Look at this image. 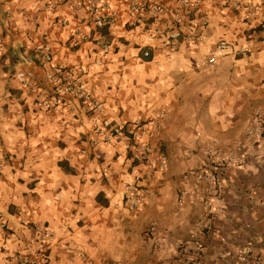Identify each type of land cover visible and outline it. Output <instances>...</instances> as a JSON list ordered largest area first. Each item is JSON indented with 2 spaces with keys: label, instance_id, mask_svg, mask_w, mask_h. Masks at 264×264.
Here are the masks:
<instances>
[{
  "label": "crops",
  "instance_id": "obj_1",
  "mask_svg": "<svg viewBox=\"0 0 264 264\" xmlns=\"http://www.w3.org/2000/svg\"><path fill=\"white\" fill-rule=\"evenodd\" d=\"M147 1L168 11L135 24L127 0L92 10L88 0H0V212L9 227L0 225V264H20L36 226L53 232L43 244L51 264H180L181 245H201L200 264H264V133L245 135L264 109V0H241L261 7L250 18L223 0L184 9ZM221 41L230 48L206 63ZM59 68L80 78L99 119L74 95L55 111L40 106ZM137 139L155 163L136 160ZM211 146L217 157L206 156ZM211 163V209L206 188L180 203L185 175ZM133 183L145 191L137 208L126 202ZM154 223L163 251L147 232Z\"/></svg>",
  "mask_w": 264,
  "mask_h": 264
},
{
  "label": "built area",
  "instance_id": "obj_2",
  "mask_svg": "<svg viewBox=\"0 0 264 264\" xmlns=\"http://www.w3.org/2000/svg\"><path fill=\"white\" fill-rule=\"evenodd\" d=\"M104 0H88V7L90 10L95 9L97 4H101L102 9H108L106 3H103ZM128 1V10L130 15L133 18L134 23L136 24L140 19H145L146 17H158L162 13L168 11V7L159 1L148 2L147 0H127ZM225 4L232 5L236 8L241 7L246 11L247 18H250L260 12L261 7L259 5L243 3L241 0H223ZM202 0H179L180 8H191L198 7L201 4ZM52 8H56L57 4L52 3ZM117 11L111 10L106 14V22L111 21L116 15ZM174 19L177 23L184 22V14L178 10L174 13ZM204 25H207L205 20ZM65 24V21L63 22ZM230 44L226 41H221L217 45L216 51L207 59L208 64H214L216 62V52H225L230 48ZM108 47V46H106ZM245 52V50H242ZM144 57H150L151 53L148 50L143 51ZM46 59H50V55L47 54ZM49 80L54 84V94L51 99L43 100L39 104L42 108L47 111H55L61 109L65 104V98L68 95H74L75 97L81 99L90 109L94 116L98 117L101 115L102 110L101 106L97 103L95 98L89 93L86 89L83 82L72 70L56 69L48 74ZM26 88L30 91L37 90L39 83L33 79H26L24 82ZM264 133V109L258 107L255 108L253 114L249 120V123L246 127V138L249 140H255L260 138ZM113 134V133H112ZM242 149V145H240ZM153 147L149 143H145L139 139L135 142L134 147V157L136 160L149 162L151 164L155 163L156 160L152 157ZM206 156L214 157L218 156V149L214 146L208 148L205 152ZM233 162H236V159H232ZM6 162V155L4 152L0 151V170ZM158 164L160 169H166L168 167V158L164 154L158 156ZM219 166L215 164H209L203 166L195 171L187 173L184 177V184L186 188L180 191L179 202L182 203L184 200L191 194V191H198L203 188H206V195L204 196L205 208L211 209L212 206V197L217 192V185L219 181L218 175ZM145 199V191L138 184H129L128 193L126 195V202L132 207H139ZM0 225L7 232L9 231L8 222L5 220L3 214L0 212ZM36 238L30 240L29 248L27 253L18 254V261L20 264H51L50 256L48 251L43 247L45 242H48L53 238V232L48 226H36L35 227ZM148 234L152 239L153 243L157 246V249L160 251L164 250V245L161 239L158 237V225L154 223L148 228ZM33 244H37V248H33ZM201 245L196 249L189 248L187 246L178 247V255L180 264H200V257L202 254ZM250 248L246 249L245 253H249ZM242 262L240 264H247V258L242 257Z\"/></svg>",
  "mask_w": 264,
  "mask_h": 264
}]
</instances>
